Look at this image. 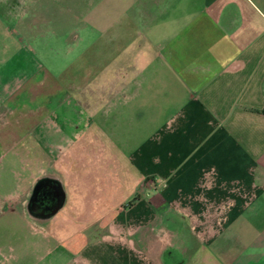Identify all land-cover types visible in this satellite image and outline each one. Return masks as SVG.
I'll return each mask as SVG.
<instances>
[{
    "label": "crops",
    "instance_id": "0c3cea01",
    "mask_svg": "<svg viewBox=\"0 0 264 264\" xmlns=\"http://www.w3.org/2000/svg\"><path fill=\"white\" fill-rule=\"evenodd\" d=\"M11 2L71 60L61 81L0 20V228H97L94 264H264V0Z\"/></svg>",
    "mask_w": 264,
    "mask_h": 264
},
{
    "label": "rangeland",
    "instance_id": "374dc122",
    "mask_svg": "<svg viewBox=\"0 0 264 264\" xmlns=\"http://www.w3.org/2000/svg\"><path fill=\"white\" fill-rule=\"evenodd\" d=\"M5 1L6 0H0L1 22H10L9 25L15 27L13 31L17 32H14V35L17 38L21 39L22 37H25V43L29 48L30 54H32L49 73H53V71H56L57 73L65 70L64 74L61 76V81H64L68 76L66 69L68 61H70L71 58L68 60L69 56H67V52L59 50L58 38L60 35L52 33L48 35H33L34 37L29 35L21 36L18 25L19 19L8 17L7 11L9 3H5ZM72 1L73 0H52V3L54 6L59 5L61 7H66V4H68L72 9L74 5ZM12 2L13 5H15L14 0H12ZM25 23L28 25L29 20ZM32 38H35V40H32ZM9 41L10 40L6 39V37L0 35V45L2 44L3 46L8 47L10 46ZM79 69V65H73L70 68V70L73 71H78ZM0 70H3V68H0ZM17 70H19V68L13 64L11 69L8 70V73L16 75L15 72ZM13 104L17 106L30 105L31 107L33 105L32 102L27 100V98H24L23 100L20 99L13 103L11 102L9 105L12 106ZM14 105L12 107H14ZM16 166V164H10L7 167L11 172L17 168ZM81 167L83 168L85 166ZM92 172H99V168L95 169L87 167L81 170V173H86V175H89L88 173L91 174ZM85 228L86 227L75 228L71 233L67 232V227L60 228V230H63L62 234L64 236L59 237V239L56 238L58 242L54 241L52 244H49L47 241L45 242V240H41L39 236L35 235V228L32 226L25 227L26 232L23 231L22 227L12 228V230L7 231L0 228V234L2 235L0 239V264H51L53 262L56 264H83L84 260H86V264L98 263L95 251L102 247L99 242L94 241V238L97 237V240H100L99 237L102 232H99L97 228H89L87 231H84ZM76 229H79L80 231H76ZM47 230L48 228H44L45 232H47ZM49 231L50 229L48 232ZM76 233H79L80 235ZM88 238L93 239L94 243H90ZM85 240L86 242H84ZM51 249L54 253L49 256L47 252ZM17 253L21 254V257H18Z\"/></svg>",
    "mask_w": 264,
    "mask_h": 264
},
{
    "label": "flooded vegetation",
    "instance_id": "af4514ba",
    "mask_svg": "<svg viewBox=\"0 0 264 264\" xmlns=\"http://www.w3.org/2000/svg\"><path fill=\"white\" fill-rule=\"evenodd\" d=\"M55 188H51V190H50V192H52L53 194H51V195H49L48 193H50V192H48V193H46V195H49V197H51V198H53V197H55L56 199H57V202H60L61 201V197H58L57 195V192H55V190H54ZM51 200V199H50ZM46 201L45 202V206H47L48 204H49V206L51 205V201ZM37 205H40V204H42L43 205V203H44V198H43V196L42 197H38L37 198Z\"/></svg>",
    "mask_w": 264,
    "mask_h": 264
}]
</instances>
